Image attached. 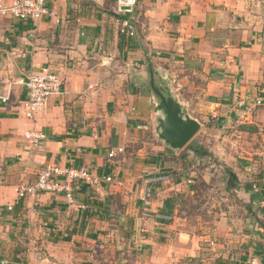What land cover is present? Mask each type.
<instances>
[{
  "label": "crops",
  "instance_id": "0c3cea01",
  "mask_svg": "<svg viewBox=\"0 0 264 264\" xmlns=\"http://www.w3.org/2000/svg\"><path fill=\"white\" fill-rule=\"evenodd\" d=\"M46 1L52 15L39 21L0 17V259L264 262V0H139L133 38L121 33L128 16L105 0ZM42 69L62 79V93L29 120L22 83ZM148 69L201 125L188 144L204 143L202 154L158 140ZM228 127L256 140L252 162L216 150ZM28 131L44 135L39 148ZM46 165L92 175L72 184L84 208L63 193L18 199ZM213 193L223 197L207 199L210 223L184 208Z\"/></svg>",
  "mask_w": 264,
  "mask_h": 264
},
{
  "label": "built area",
  "instance_id": "2783aa9c",
  "mask_svg": "<svg viewBox=\"0 0 264 264\" xmlns=\"http://www.w3.org/2000/svg\"><path fill=\"white\" fill-rule=\"evenodd\" d=\"M139 0H115L114 12L128 17L121 23V33L126 38H133L136 35V21L133 10ZM52 13L46 0H11L6 3L0 0V17L13 18L20 22L39 21L44 17L51 16ZM62 79L48 71L42 69L39 73L28 75L22 85L26 91L24 105V117L33 120L37 114L42 112L47 101L52 96H59L62 93ZM259 104V102H256ZM29 144V149H37L40 142L45 138L39 131H28L24 134ZM113 154H109L112 157ZM110 182V178L105 179ZM90 183L92 175L85 168H66L46 165L34 184H21L18 189V199H23L26 195L35 196L37 193H63L67 204L77 206L73 198L72 184L74 182ZM78 208H84L79 205ZM12 208H8L11 210ZM148 213H146V216ZM0 264H13L7 260L0 259ZM247 264H264L255 258Z\"/></svg>",
  "mask_w": 264,
  "mask_h": 264
},
{
  "label": "water",
  "instance_id": "95a60500",
  "mask_svg": "<svg viewBox=\"0 0 264 264\" xmlns=\"http://www.w3.org/2000/svg\"><path fill=\"white\" fill-rule=\"evenodd\" d=\"M147 85L155 96L158 140L173 151L183 149L199 132L201 125L190 118L181 108L177 99L170 92L167 80L157 71L148 69ZM234 179V177H231Z\"/></svg>",
  "mask_w": 264,
  "mask_h": 264
},
{
  "label": "rangeland",
  "instance_id": "374dc122",
  "mask_svg": "<svg viewBox=\"0 0 264 264\" xmlns=\"http://www.w3.org/2000/svg\"><path fill=\"white\" fill-rule=\"evenodd\" d=\"M105 1L107 2L108 9L111 12V10H112L111 8H113L115 0H105ZM4 65H5V69L9 68L8 64L7 65L4 64ZM7 75H5V76H7ZM222 135L226 136L227 138L224 139L226 141L222 142V146H219V150L216 149L217 151H222V149H223V151L227 150L228 152H230V154H233L236 157L237 156H239V157L242 156V159L249 158L251 160V162H252V160H253V152L255 150V145L254 144H255L256 140H254L251 135L238 133V132L235 131V129H233V127H228L225 130H223ZM203 136L204 137H208L209 134L208 133H204ZM210 138L214 139V135L212 137H210ZM194 142H195L194 144H196L197 140H195ZM203 145H204V143H202V146ZM203 150L205 151V149H203ZM210 159H211V161L214 160L213 158H210ZM243 161L247 162L246 159L243 160ZM213 170L214 169H212V171ZM208 171H209V169H208ZM248 174H250V173L248 172ZM243 175H244V173H243ZM225 178H227V176H225ZM246 178H249V176H246ZM227 180L229 181V178ZM246 180H248V181H246ZM250 180L251 179H244L243 178L242 184L246 185L248 182H250ZM254 183L257 184V182L253 181V184ZM260 183L264 184V180H261ZM229 184H232V182L229 181ZM248 185L251 186L252 184L249 183ZM200 187L201 186H199V188ZM202 191H203V189H202ZM201 195H203V194H201ZM194 196H196L194 198L195 203L189 204V205H185L184 208L186 207L190 212L195 213L197 215H201L202 219H205L207 217L208 223H210L212 221V219H211V211H214L216 209H213L215 207H212L211 203H209V200H207V199L208 198H214V199L218 200V202H220V198H222L223 196L219 195V193H217V194L213 193V195H210L209 197H207L205 199H200L201 197H198V194L197 195L194 194ZM17 243L19 244V242H17ZM23 248L25 249V246H23L20 243L19 244V249H23ZM9 250H11V248H9ZM191 262H192L191 260H189L188 262H187V260H185V261H183L181 263L182 264H187V263L190 264ZM196 264H199V262L196 263Z\"/></svg>",
  "mask_w": 264,
  "mask_h": 264
},
{
  "label": "trees",
  "instance_id": "16d2710c",
  "mask_svg": "<svg viewBox=\"0 0 264 264\" xmlns=\"http://www.w3.org/2000/svg\"><path fill=\"white\" fill-rule=\"evenodd\" d=\"M244 130H252L251 127H243ZM192 143L188 144V146H186V148H189V149H194L195 152L199 153V154H202L203 153V149L200 147V146H192L191 145ZM229 181L232 182L234 184L235 180H233L232 178H229ZM249 189H251V186L248 187Z\"/></svg>",
  "mask_w": 264,
  "mask_h": 264
}]
</instances>
